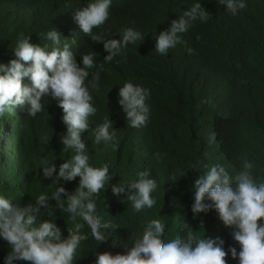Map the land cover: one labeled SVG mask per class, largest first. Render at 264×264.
<instances>
[{"label":"trees","instance_id":"1","mask_svg":"<svg viewBox=\"0 0 264 264\" xmlns=\"http://www.w3.org/2000/svg\"><path fill=\"white\" fill-rule=\"evenodd\" d=\"M193 2L113 0L108 21L94 30L119 39L117 32L133 28L143 38L103 65L99 88L92 91L98 112L90 118L82 139L89 148V162L94 167L108 163L110 173L116 174L97 200V214L111 220L115 229L105 242H83V254L75 264H95L96 253L124 254V245L142 232L145 223L161 217L166 221V238L186 231L185 225L193 231H200L202 225L206 237L220 236L225 241L226 251L236 246L232 230L223 226L215 211L193 218V187L204 165L221 163L235 174L243 158L253 161L255 175L264 178V0H247V8L236 17L225 14L218 0H201L212 19L197 23L185 34L186 45L171 49L167 56L155 53L153 36L169 28ZM85 3L87 0H0V63L15 59L12 48L19 35H30L31 43L44 44L37 32L48 21H58L62 14H72ZM9 27L14 29L12 33ZM91 50L98 54L97 63H102L107 55L103 44H93L84 36L76 54ZM126 81L151 90V116L146 126L127 127L117 103L119 87ZM46 99L51 109L36 118L28 116L27 108L18 114L17 107L0 120V193L15 196L21 206L33 202L41 192H53L54 182L69 193L78 187L79 177L72 182H56V174L51 179L43 177L45 160L56 165L58 174L60 164L72 155L63 151L61 143L66 134L62 109L55 100ZM108 114L117 131V144L94 145L91 134ZM213 134L215 140L211 141ZM145 169L158 181L157 205L135 214L123 202L124 195H113L111 185L133 180ZM49 204L55 208L56 202L50 200ZM55 223L66 238L72 227L67 215L56 210ZM8 251L7 242L0 240V264ZM226 260L238 264L230 254Z\"/></svg>","mask_w":264,"mask_h":264},{"label":"clouds","instance_id":"2","mask_svg":"<svg viewBox=\"0 0 264 264\" xmlns=\"http://www.w3.org/2000/svg\"><path fill=\"white\" fill-rule=\"evenodd\" d=\"M112 3L113 0H87L72 14L48 21L47 27L37 32V38L45 41L44 44H33L30 35H19L12 48L15 59L0 63V120L13 114L17 107H20L18 114L27 108L28 116L36 118L51 109L46 97L55 100L62 109L66 126V134L61 136L63 151L72 155L60 164L58 174L56 165L45 160L41 167L43 177L51 179L56 174V182H72L79 177L74 193L63 186L56 187L54 182L53 192H41L33 202L23 206L15 196L0 193V240L9 245L3 264L21 261L75 264L83 254V242L92 239L100 244L113 234L111 220L97 214V200L116 174L110 173L108 163L94 167L89 162V148L82 134L89 129L90 118L98 112L92 91L99 88L103 65L124 55L129 45L143 36L133 28L117 32L119 39L113 38L114 34L94 31L108 21ZM218 5L225 8V14L236 17L248 3L247 0H218ZM210 19L201 0H194L178 19L171 21L169 28L153 36L155 53L167 56L171 49L186 45L184 35L197 23L206 24ZM13 31L9 27L8 32ZM84 36L93 44H103L107 55L102 63H97L98 54L92 50L77 56ZM187 51L191 54L192 50ZM77 57H80L79 63ZM150 97L151 90L141 84L126 81L119 87L117 103L127 127L147 125L151 116ZM116 133L108 114L95 126L92 143L115 147ZM214 140L213 134L211 141ZM155 157L160 159V154L156 153ZM256 167L247 158L239 162L235 174L221 163L204 165L194 181L193 218L215 211L223 226L232 230L236 246L226 251L225 241L220 236L206 237L202 225L200 231L185 225L186 231L170 233L166 238V221L161 217L148 220L142 232L124 245V254L96 253L95 264H227L229 254L238 264H264V178L255 175ZM158 188L150 169L139 171L133 180L111 185L113 195H124L123 202L135 214L145 213L157 205ZM50 200L56 202L55 208L50 206ZM56 210L66 214L72 223L66 238L55 223ZM45 216L51 219H44ZM85 228L87 231H82Z\"/></svg>","mask_w":264,"mask_h":264}]
</instances>
